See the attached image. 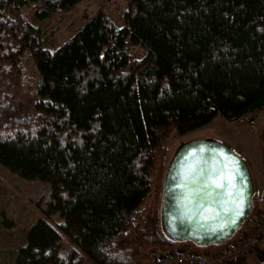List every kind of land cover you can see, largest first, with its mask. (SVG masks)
Returning a JSON list of instances; mask_svg holds the SVG:
<instances>
[{"label": "trees", "instance_id": "trees-1", "mask_svg": "<svg viewBox=\"0 0 264 264\" xmlns=\"http://www.w3.org/2000/svg\"><path fill=\"white\" fill-rule=\"evenodd\" d=\"M81 1L0 0V164L51 185L14 264H147L174 243L160 213L172 134L264 108V0H127L122 26L100 8L56 50L22 12Z\"/></svg>", "mask_w": 264, "mask_h": 264}, {"label": "rangeland", "instance_id": "rangeland-1", "mask_svg": "<svg viewBox=\"0 0 264 264\" xmlns=\"http://www.w3.org/2000/svg\"><path fill=\"white\" fill-rule=\"evenodd\" d=\"M35 6L33 2L25 5L22 8L23 15L42 28L45 47L56 50L100 8L105 9L118 26H122L121 14L127 6V0H82L70 12L44 20L35 18ZM132 55L134 59H141L145 55V49L141 46L133 47ZM26 67L32 70L33 63L28 62ZM199 138L225 142L242 155L253 175L255 196H264V108L233 121L219 114L210 124L199 129L185 134L174 132L168 147L169 161L182 143ZM50 194L49 182L24 178L18 172L0 164V264H14L19 248L26 243L28 229L39 217L45 216L44 208L50 200ZM50 219L60 222L58 215ZM171 247L191 249L194 245L174 242ZM70 248V240L66 237L62 253L68 254ZM196 249L203 252L207 248ZM260 249L264 251V242ZM84 264L95 263L87 257Z\"/></svg>", "mask_w": 264, "mask_h": 264}, {"label": "water", "instance_id": "water-1", "mask_svg": "<svg viewBox=\"0 0 264 264\" xmlns=\"http://www.w3.org/2000/svg\"><path fill=\"white\" fill-rule=\"evenodd\" d=\"M204 149L203 153H199ZM218 150L217 160L223 161L224 157L218 153L222 151L230 159L238 161V168L243 173L239 183L244 191L246 209L238 224L229 226L226 231L212 232L211 223L201 218L197 220L187 219L181 205L183 203V188L179 184L181 173L186 161L192 160L193 153H199L205 159L212 160V150ZM255 196V183L248 162L225 142L212 138H199L182 143L171 157L164 178L161 200V222L166 235L174 242H191L199 247H209L225 243L234 237L243 227L253 208ZM216 207V206H213Z\"/></svg>", "mask_w": 264, "mask_h": 264}, {"label": "snow or ice", "instance_id": "snow-or-ice-1", "mask_svg": "<svg viewBox=\"0 0 264 264\" xmlns=\"http://www.w3.org/2000/svg\"><path fill=\"white\" fill-rule=\"evenodd\" d=\"M225 18L229 19L226 14ZM203 152L204 149L199 150V153ZM217 152L218 150H212V160L193 153L192 160L186 161L179 184L183 188L181 207L185 217L190 220H197L199 217L212 224L209 231L223 232L229 226L235 227L238 224L239 218L245 213L246 202L244 191L238 182L243 176L238 168V161L230 159L222 151L218 154L224 159L219 161ZM107 179L101 169L100 176L96 177L101 188Z\"/></svg>", "mask_w": 264, "mask_h": 264}, {"label": "built area", "instance_id": "built-area-1", "mask_svg": "<svg viewBox=\"0 0 264 264\" xmlns=\"http://www.w3.org/2000/svg\"><path fill=\"white\" fill-rule=\"evenodd\" d=\"M251 222L242 233L233 237L220 248L207 247L203 252L194 248L150 249L147 252V264H263L253 262L250 254L264 241V196L258 205H254Z\"/></svg>", "mask_w": 264, "mask_h": 264}, {"label": "crops", "instance_id": "crops-1", "mask_svg": "<svg viewBox=\"0 0 264 264\" xmlns=\"http://www.w3.org/2000/svg\"><path fill=\"white\" fill-rule=\"evenodd\" d=\"M261 189V188H260ZM261 192V191H260ZM264 242V241H263ZM223 245H219L216 246L214 248H220ZM250 259L255 262V261H263L264 260V251L260 249V247L256 250H254L251 254H250Z\"/></svg>", "mask_w": 264, "mask_h": 264}]
</instances>
